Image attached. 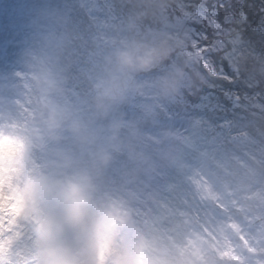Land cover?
Returning <instances> with one entry per match:
<instances>
[{
    "label": "clouds",
    "instance_id": "1",
    "mask_svg": "<svg viewBox=\"0 0 264 264\" xmlns=\"http://www.w3.org/2000/svg\"><path fill=\"white\" fill-rule=\"evenodd\" d=\"M0 264H264V0H0Z\"/></svg>",
    "mask_w": 264,
    "mask_h": 264
}]
</instances>
